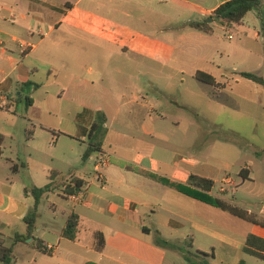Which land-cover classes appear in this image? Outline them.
Returning <instances> with one entry per match:
<instances>
[{"label": "rangeland", "instance_id": "1", "mask_svg": "<svg viewBox=\"0 0 264 264\" xmlns=\"http://www.w3.org/2000/svg\"><path fill=\"white\" fill-rule=\"evenodd\" d=\"M68 1L73 5L77 3L71 14L51 9L38 16L40 22H23L18 16L15 18L3 13L8 17L4 20L2 15L4 28L0 36L9 44L6 48L0 47V74L4 75L24 62V68L29 67L32 73L31 80L41 85L32 92L26 87L21 89L24 95L33 98L34 106L27 107L22 100L15 113L19 117L36 120L35 129L41 128L38 121L43 123V118L49 117L51 121L65 118V124L56 129L70 131L79 111L83 112L82 119H90L100 129L93 138L89 133L82 137L81 144L71 139L53 143L46 133L40 131L32 140L29 132H14V138L6 141V156L17 163L19 171L16 172L13 163L3 156L0 159V181L14 182L17 193L23 194L24 187L45 185L51 173L60 186L73 173L84 176L86 172L90 179L96 169L97 155L94 154V159L89 160L87 166L82 157L87 144L101 141L106 145L103 149L112 150L124 158L118 163L113 162V165L122 169L127 184L131 186L145 179L137 170L138 160H144L142 156L149 157L147 151H152L153 157L160 161L162 171L154 174L161 177L170 175L173 161L184 156L210 169L216 179L215 195L220 196L222 180L231 175L240 185L233 187L225 196L240 207L257 209L264 201V109L243 105L239 93H251L245 85H237L235 81L242 78L241 72L264 77V25L261 19L264 18V1L259 9L246 16L244 28L226 29L216 24L219 30L214 36L188 26L191 21L200 19L206 22L210 18L203 20V11L185 0ZM0 3L6 8L16 5L23 14H27L23 0H0ZM60 18H65L63 26L71 22L81 32L67 27L50 32L52 24ZM245 28L249 31L248 36L242 34ZM32 31L35 34L33 38L30 35ZM229 35L233 39H229ZM13 37L17 41H13ZM92 37L108 39L120 48L92 45L87 40ZM41 39H44L42 43ZM23 41L38 44L27 59L21 46ZM64 63L67 69H62ZM70 68H83L85 77H90V68L97 72L106 71L107 79L103 83L96 76L95 84L87 83L81 91L69 93V99L68 96L61 99L60 88L68 87L71 80ZM197 71H211L217 81H230L232 88L222 92L202 83L190 75ZM16 78L22 79V76L14 73L12 79ZM182 79L184 84L180 82ZM18 88L15 86L13 90L14 97H18ZM124 94L131 101L128 105L123 104ZM142 103L146 106L141 107L139 104ZM80 105L84 108H79ZM103 113L111 117L108 143L104 142ZM149 114L156 118L152 123L156 135L152 136L145 134L142 125L143 118L147 119ZM159 114L163 117H158ZM114 116L118 119L112 122ZM13 118L10 114L9 120ZM17 122L23 124L21 119ZM0 123H6V120L0 119ZM27 124L29 129V122ZM243 168L252 169L254 179L244 186L238 175ZM155 187L160 190L159 202L152 200L162 208L167 205L165 199L178 196L183 200L182 207L195 214V223L178 219L184 225L176 230L164 226L169 216L161 208L157 216L146 221L152 230L150 240H156L159 229L163 239L176 243L178 248L175 250L180 256L176 264H231L229 260L234 258L247 264H264V260L242 249L235 253L228 250L227 245L231 244L224 238L241 240L246 232L244 227L232 222L228 213V217L220 216L218 214L223 213L217 211L218 207H209L198 201L192 207V199L160 182ZM54 203L58 204L57 209L50 201H43L41 212L46 218L55 216L59 223L65 222L67 217L63 211H70L73 204L59 194L55 196ZM98 220L100 228L108 230L132 228L115 221L108 225L103 216ZM12 242L9 240L7 246ZM34 252L18 247L11 264H31ZM22 255L26 257L23 259ZM38 259L39 264H59L54 255L41 254Z\"/></svg>", "mask_w": 264, "mask_h": 264}, {"label": "crops", "instance_id": "2", "mask_svg": "<svg viewBox=\"0 0 264 264\" xmlns=\"http://www.w3.org/2000/svg\"><path fill=\"white\" fill-rule=\"evenodd\" d=\"M185 1L190 3L195 8L203 11L204 14L203 20H206V18H210L211 14L220 5L230 0H185ZM23 3L26 5L28 15L25 13L23 14L22 11H20L18 6L16 5L10 8H6L4 7V5H2V3H0L2 5V15H4L3 14L4 12H6L5 14H10V17L16 18V16H18L20 19L24 20L23 22L30 21L31 23H34L35 21L40 22L38 16L44 13V11H49V10L52 11L51 9L53 10L59 9L65 11L67 14H71L75 9V7H77V3L73 5L71 1L68 0H61V1L23 0ZM7 17L8 16L4 15L3 19L7 20L6 19ZM1 18H0V31L3 32L4 23L2 22L3 20H1ZM261 19H262V24L264 25V18L261 17ZM43 22L48 24V22L44 19ZM197 22H205V21H201L199 19V21ZM64 23H65V18H60L59 20L55 21L52 24V27L50 28V32H52L54 29H57L59 27L62 28L67 27L70 28L71 30L72 29L74 31L76 30L78 33L79 31L81 32V30L73 23L68 22L70 24H66L65 26H63ZM208 24H210L213 27V33L208 34L211 36H214L218 33L219 27H216V24L223 27L221 24L215 22L214 20L212 23H208ZM236 27L244 28L245 27L244 21L241 25L234 26L232 28H236ZM33 32L34 31L30 32L32 38L35 35ZM242 34L248 36L249 31L245 28V30L242 31ZM262 36L264 38V34ZM12 40L17 41V38L13 37ZM43 40L44 39H41L40 43H42ZM87 40H89L90 44L92 45H96V46L104 45L106 49H111L108 46H114L115 48L119 47L114 42H111L108 39L102 40L99 37H92ZM8 44L9 43L7 41H4L3 39L2 46L6 48ZM22 44H24L25 47H23ZM21 46L23 47V52L24 55H26V59H27L33 53V51L38 47V44L33 43L32 41L29 42L23 41L21 43ZM125 49L128 51V48ZM131 53L134 54L135 52H131ZM124 54L125 56H128L127 53ZM62 69H67L66 63L63 64ZM82 69L83 68H78V70L75 68H70L68 70V73H70L71 75V80L69 82L68 87L60 88L61 99H65L69 93L81 91L84 85H87V83L95 84L96 79L94 77L96 76H98L101 82L103 83L107 79L106 71L105 73L97 72L94 71L92 68H90L88 69V74L90 77L87 76L85 77L83 74L84 71ZM177 72L183 74V71L178 70ZM14 73L19 76H22V79L16 78L15 80H13L12 77L14 76ZM206 73L212 75L217 83L224 85V88H219L220 90H222V92L224 90H228L229 87L232 88V83L230 81L219 82L217 81L213 72L208 71ZM195 74L190 73L192 78H195ZM31 75L32 73L29 67L24 68V62L21 63V65L14 66L6 74L4 75L0 74V119L4 118L6 120V123H0V134L3 136V143L1 146L2 154L0 155V159L3 156L4 157L6 156L7 139H13L14 138L13 134L16 131L22 130L24 132L25 131L29 132L32 129L33 132H32V137L30 138L31 140L34 138V136H37V131H40L41 133H46V135H48V137L52 140L53 143L55 141L59 142L62 139H71L72 142L81 144L80 141L82 137H86L89 133V137L93 138L96 136V131L100 129L99 125H97L96 123L93 124V122L90 119H82L81 117L83 114L82 111L78 112V115L75 117V123L73 124V127L70 129V131H61L62 129H56V128H60V126H63L65 124L64 122L65 118H60L57 121H51L49 117L43 118V123L42 121L41 122L38 121L41 124L40 126L41 128L37 127L38 129H35L36 120L34 121L33 119H25L16 115L15 114L17 112L16 107L18 103L21 101L20 98H21L22 86L30 81L34 82L30 78ZM180 82L181 84H184V79H182ZM235 82L237 85H241V86L245 85L250 90L251 94L241 92L238 95L242 99L243 105H245L248 108L264 109L263 86L243 77L240 80H236ZM15 86L19 87L17 89L19 91L18 97H14L13 95L14 92L13 90ZM39 86L41 87L40 84ZM32 90H37V89L32 88L30 92H32ZM136 97H138L137 93H136ZM69 98L70 97L68 96V99ZM72 100L74 101V98ZM123 100H124L123 103L124 105H128L131 102L127 99L126 94L123 95ZM139 105L141 107L146 106L145 103ZM79 108H84V106L82 107V105H80ZM10 114L13 115L14 120H9ZM158 117L162 118L163 115L159 114ZM110 118L111 117L105 115L104 113L102 114L101 117V119L103 120V125L106 130L104 136V142L106 143H108V136L110 134V130H109ZM20 119L21 121H23L22 125L17 122L20 121ZM112 119L113 122L115 121V119L118 118L114 116L112 117ZM155 120L156 118H154L151 114L147 116V119L146 117L143 118L142 125L146 135L149 136L156 135V131L152 127V123ZM28 122L30 124L29 129H27ZM89 126H92L90 132H89ZM93 126H96V130L92 129ZM50 134H52L54 137L51 138ZM87 145L88 147L84 152V154H87V157L85 159L83 158L84 155L82 157V160L85 161V166H87L86 163L89 160L94 159V154L97 155V150L99 148L98 145H100L101 148H106V145H104L103 142L101 141ZM110 152L112 153L111 163L108 166V168L104 171L105 178L103 182L98 181V178L96 176V169H94V174L90 179H88L87 177L88 174L86 172L84 173V176L76 175V173L70 174L71 177L69 180H72L73 178H79L84 182H86L85 187L83 189V191H85V197L83 201L80 203L77 204L72 203L73 208L70 209V211H66L64 209L63 211L64 215L67 217L66 220H64L65 222L59 223L55 216L53 218H46L39 209L40 217L38 219V229L36 232V237L42 239L45 242L44 244L46 246H53L55 248V252L52 254L41 252L40 250L36 249L33 245H31L32 240L27 241V243L24 242L18 243L15 246L14 252L18 247L21 246L26 249L35 251L34 254H32L31 264H33L32 262H34L35 264H39L38 255L41 254L54 255L55 257H57V261L59 262V264H176V260L180 258L178 250L166 248L163 246H158L155 243V241L150 240L149 237L152 234V230L146 225V221L148 218L152 219L153 217L157 216L160 213L159 208H161L162 209L161 211L166 212L167 215L169 216V218H167V223L164 226H166L171 230H176L184 225L180 223L178 219L193 221V223H195L196 221L195 214L191 211L185 210V208L182 207L183 200H181V198H179L178 196H175L173 199H169V200L165 199L164 201L167 202V205L165 206V208H162L161 204H158L155 202V200H152V198L156 200L158 199L159 196L158 194L160 190L159 188L155 187V185H157L158 182H155L154 180L140 173L139 175L141 177L143 176L142 178L143 179L145 178L144 180H141L137 184L132 186L131 184H127L128 182L126 181V176L124 172H122V169L113 165V162L118 163L124 160V158L120 155H117V153L116 152L114 153L112 150ZM147 152L149 157L142 156L144 160L141 159L138 160L139 168L151 173L159 174V172L162 171L160 167V161H158L155 157H153L152 151H147ZM176 157L177 156H174V158ZM6 158L7 161L13 163V166L17 164L14 162V160L11 157L6 156ZM96 161H95V167L97 163ZM172 170L173 171L171 172L170 175L169 174L168 175L160 174V175L182 184H188V180L190 176L197 175L200 177L212 179L216 184V179L213 177L212 172L210 171L209 168H207V166H205L202 163H198L195 160H189V158H185L184 156H179L177 157L176 160L173 161ZM15 171L18 172L19 170L18 171L15 170ZM241 172L243 176L240 175ZM252 173H253L252 169L249 168H243L240 170L238 175L244 181L243 186L246 185L247 182L254 181L252 177ZM52 183H53L54 191L46 194L43 197L41 204L43 201L47 200L52 203L54 209H57L58 204L54 203L55 196H57V194H59V196L62 199L70 203L68 198L63 196V193L61 191L63 185L60 186L59 184H57L56 179L52 180L49 177L48 182L45 183V185L43 186L34 185L33 187H44ZM222 184L223 185L220 188V193H221L220 196L215 195L213 193V190L210 192V194L214 197H218L224 201H227L232 205L238 206L235 202L229 200L225 195L228 194L233 189V187L237 188L240 185V183L237 180H235V178L231 177V175H227L222 180ZM26 188H31V187L28 186L24 187L23 189L24 193L20 194L17 193V191L15 190L14 182L4 183L0 181V238L6 239L7 242L9 240H13V237L16 236V234H24L26 232V224L24 223V218L26 217V215L28 214L29 210L32 208L35 202L34 197L30 193H26L25 191ZM177 193L181 195V193L179 192ZM188 198L192 199L193 201L192 202L193 204L191 206L192 207L195 206V201L198 200L190 197ZM157 201L159 202V200ZM198 202H200L201 204L203 203L201 201ZM206 205H208L209 207L212 206L209 204ZM238 207L246 211L248 215L251 216L254 220H257L259 222H264V201L260 203L257 209L244 208L240 206ZM218 209L219 210L217 211H221V213H223L218 215L228 217L226 216L228 212L223 211L220 208ZM72 214H77L79 217V235L77 240L74 241L65 238L63 235V232L67 226L68 219ZM228 214L231 216L230 219L232 220V222H234L240 227H244L246 230V232L241 237L242 238L241 240L230 239V238L228 239L223 237L224 240L227 239V241L231 244V245H227L229 247L228 250L231 253H235L240 249L243 250L245 247L246 239L249 235H254L264 239V227L262 225L254 224L242 220L230 213ZM99 216H100V220L101 217L103 216V220H107L108 225L112 224L113 221H115L121 224L122 226L126 225L127 227L130 226L132 228L119 227L115 229L112 228L110 230H108V228L106 227L100 228L101 225H99L100 222L98 220ZM100 233L102 234L103 239L105 241V245L102 249L98 248V242L99 239L101 238L99 235ZM157 233L163 235L159 229H157ZM173 244L176 243L174 242ZM28 254L30 255V253ZM25 257H26L25 255H22L23 259ZM229 262H231V264H239L240 260L238 258H234V260L230 259Z\"/></svg>", "mask_w": 264, "mask_h": 264}, {"label": "trees", "instance_id": "3", "mask_svg": "<svg viewBox=\"0 0 264 264\" xmlns=\"http://www.w3.org/2000/svg\"><path fill=\"white\" fill-rule=\"evenodd\" d=\"M264 0H230L222 5H220L210 16L213 18L215 22H218L226 29L232 28L234 26H239L243 23L246 16L254 11L255 9H259L262 5ZM189 27L194 28L196 30L205 32L207 34L213 33V27L208 24L207 22H191L188 24ZM240 75L243 78L252 80L253 82L261 85L264 87V77L260 76L255 73L250 72H242ZM195 78L203 83L208 85L214 86L216 88H224V85H221L216 82L215 78L210 75L209 73L198 71L195 74ZM31 89L35 88L38 89L40 86L34 82H28L22 86L24 88ZM20 100H25L27 107L33 108L34 101L33 98L29 95H24L21 91V98ZM94 130H96V126H93ZM33 130L29 131V139L32 137ZM2 143H3V136L0 134V155L2 154ZM100 148V145H98ZM87 157V154H84V159ZM23 167V166H22ZM13 169H19V166L16 164L13 166ZM138 173L154 180L160 182L167 186L168 188L177 191L181 194H184L190 198L196 199L203 203L215 206L220 208L223 211H226L242 220L260 224L264 227V222H259L254 220L251 216L248 215L246 211L242 208H239L236 205H232L227 201H224L218 197H214L210 194L215 186V182L212 179L200 177L197 175H191L188 184H182L177 181L158 176L154 173L138 169ZM242 175V172L240 173ZM243 176V175H242ZM50 179H54V173H51ZM86 182L79 178H73L72 180H67L63 183V188L61 189L63 196L67 197L71 194L78 193L79 191L83 190L85 187ZM26 193H30L34 197V205L29 210L28 214L24 218V223L26 224V232L24 234H16L13 238V242L11 245L7 246V240L4 238H0V261L3 264H11L13 257H14V249L15 246L20 243L24 242L27 243L28 240H32L31 245H33L36 249L40 250L43 253H48L47 246L44 244L45 242L36 237V232L38 229V219L40 217V204L43 197L54 191L53 183L48 184L44 187H31L25 189ZM65 238L69 240H77L79 235V217L77 214H72L67 222V226L63 232ZM100 239L98 242V248L102 249L105 245V241L103 239L102 234L100 233ZM155 243L158 246H163L166 248L177 249V245L170 243L166 239H163L159 233H157V238ZM243 251L249 255L255 256L264 260V239L259 238L254 235H249L246 239L245 247ZM185 259L190 262L189 257L185 256ZM239 264H247L244 260H240Z\"/></svg>", "mask_w": 264, "mask_h": 264}, {"label": "built area", "instance_id": "4", "mask_svg": "<svg viewBox=\"0 0 264 264\" xmlns=\"http://www.w3.org/2000/svg\"><path fill=\"white\" fill-rule=\"evenodd\" d=\"M2 16V5L0 4V18ZM229 39H233L232 35H229ZM3 45V39L0 36V47ZM23 47H25L24 44H22ZM111 157L112 153L106 149L101 148L97 153V163H96V176L98 178L99 182L104 181V171L108 168V166L111 163ZM85 197V191L81 190L78 193L71 194L67 196L68 200L73 203L77 204L83 201ZM47 250L49 253H54L55 248L53 246H47Z\"/></svg>", "mask_w": 264, "mask_h": 264}, {"label": "water", "instance_id": "5", "mask_svg": "<svg viewBox=\"0 0 264 264\" xmlns=\"http://www.w3.org/2000/svg\"><path fill=\"white\" fill-rule=\"evenodd\" d=\"M213 20H214L213 18H210V19L206 20V22H207V23H209V22H213ZM28 241H30V240H28Z\"/></svg>", "mask_w": 264, "mask_h": 264}]
</instances>
